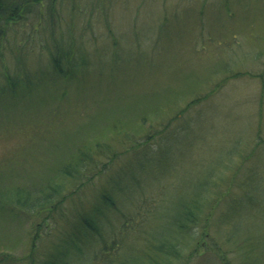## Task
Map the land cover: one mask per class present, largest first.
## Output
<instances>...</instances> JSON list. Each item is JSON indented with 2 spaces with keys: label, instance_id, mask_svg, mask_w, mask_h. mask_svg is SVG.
<instances>
[{
  "label": "rangeland",
  "instance_id": "374dc122",
  "mask_svg": "<svg viewBox=\"0 0 264 264\" xmlns=\"http://www.w3.org/2000/svg\"><path fill=\"white\" fill-rule=\"evenodd\" d=\"M72 5L79 11L75 36L88 67L78 81L54 83L39 44L24 56L36 82L30 95L8 96L5 112L0 102V192L58 181L60 164L75 162L88 149L97 161L72 165L83 172L61 186L69 192L81 179L90 199L93 184H110L129 197L117 198L127 221L132 219L127 246L117 240V215L109 212L103 220L107 252L117 262L134 256L147 264L144 253L158 243L154 233L163 240L184 199L201 194L216 199L215 209L185 233L167 232V249L175 244L181 251L170 263L264 264V0ZM5 59L16 66V55ZM168 127L163 136L153 135ZM153 137L139 153L141 142ZM69 199L61 213L70 215ZM13 210L14 218L0 212V252H11L15 264H28L35 225L46 235H61L64 227L60 223L55 233L46 226L49 209ZM58 221L59 216L51 223Z\"/></svg>",
  "mask_w": 264,
  "mask_h": 264
},
{
  "label": "trees",
  "instance_id": "16d2710c",
  "mask_svg": "<svg viewBox=\"0 0 264 264\" xmlns=\"http://www.w3.org/2000/svg\"><path fill=\"white\" fill-rule=\"evenodd\" d=\"M73 2L75 5V0H0V65L1 63L4 64L3 72L0 70V76H3V81L0 82L2 112L7 105L6 98L8 96L31 94L33 84L36 81H33L29 77L30 69L25 63L24 56H28L30 51L34 52V45L39 44V51L46 53L48 56V61L46 58L45 62L49 67L50 73L53 74L54 78L57 77L54 79V83L56 79L78 81V73L81 69L88 67L84 50H82L80 41L78 42L75 36L76 22L74 18L79 11L72 5ZM97 9L102 12L105 10L101 6ZM54 23H58L57 29H54ZM15 36L18 37L16 40L14 39ZM19 38H21V43L17 46ZM31 44L33 45L31 46ZM11 55L17 56L14 62L16 66L5 59ZM168 129L169 127L163 134L161 131L153 135L163 136L168 132ZM155 140L153 137L152 139L146 138L145 141H142L140 146H144L140 147L139 153H142L143 148L149 143H154ZM86 150L78 155L75 162L64 161V163L60 164L59 171L55 174L59 175L58 178L56 176L59 182L45 179V183L35 185L32 190L21 186L0 192V212L10 214V217L14 218L18 212L13 209L17 206L23 209V211L30 212L49 209V215L46 216V226L55 229V233L60 223L64 227L61 235H52V233L46 235L44 227L35 225L36 229L34 235L31 237L30 255L27 258L28 264H98V261L101 264H122L125 263L124 259L129 264L141 263L134 256H132V260H129L131 257L129 256L117 262L112 257V252L110 254L107 252L108 241L104 237L103 232V220L108 218L107 214L110 215L109 212L116 214L118 223L122 227V232H120V235H117L118 243H126L127 246V236L131 234L127 226L130 227L132 219L127 221V213L121 210L117 198L120 197L122 201V197H129L123 196L120 192L109 188L110 184L107 187L104 185H100L99 187L93 184L95 195L94 199H90L84 191L88 186L86 185L87 181L84 182L81 179H75L79 184V190L78 188H74L69 192H64V187L61 186L65 179L74 180L75 174L79 175L83 172L80 168L73 167L72 165H80L81 163L91 164L97 161L98 156L93 157L87 154L90 150ZM132 154L136 153L133 152ZM84 156L87 157L83 158ZM142 156L144 157L143 154ZM62 164L65 166L63 167ZM110 170L107 168L103 171V174H101V176H105L103 179L107 178L106 174ZM129 178L136 180V175L133 177L129 176ZM68 198L73 201L70 205L72 207L69 209L70 215L69 212L61 213L59 211L63 207L62 203ZM211 200L209 196H202L201 194L184 199V203L176 211L178 220L175 224H167L168 226L164 229L165 233L163 231L165 238L160 240L162 237L154 233L152 240H158V243H150L147 248L149 251L146 250V253H144L146 255L145 262L147 264H171L170 260L172 258L177 259L180 257L181 251L174 244L176 242H172L174 244L172 249H167V244L172 241L170 240L171 237L166 236L167 232L171 233L173 230L175 234L177 232L179 234L185 233L199 221L200 217L204 216L206 210H210L212 207L215 209L214 201L216 199ZM232 208L237 209V206L234 205ZM57 216H59L58 224L51 223V220ZM133 219L135 218L133 217ZM47 236H51L48 242L49 238ZM52 236L55 237L53 238ZM176 236L179 235H175L173 237L174 240L177 239ZM229 237L231 238V236ZM51 238L53 239L51 240ZM231 241L240 248V244H238L236 239L232 238ZM45 242H50L48 249L43 246ZM93 243L98 244L95 251L92 247ZM162 256L163 259L161 258ZM13 258L14 255L11 252H0V264H15Z\"/></svg>",
  "mask_w": 264,
  "mask_h": 264
}]
</instances>
